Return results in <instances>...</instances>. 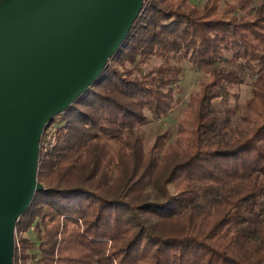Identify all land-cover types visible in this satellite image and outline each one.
<instances>
[{
  "label": "trees",
  "instance_id": "16d2710c",
  "mask_svg": "<svg viewBox=\"0 0 264 264\" xmlns=\"http://www.w3.org/2000/svg\"><path fill=\"white\" fill-rule=\"evenodd\" d=\"M184 63L206 79L175 138L146 149L142 128L177 105ZM250 78L232 127L234 112L219 119L213 103ZM50 126L43 190L15 228L34 224L38 244L14 239L13 264H264V0H144L100 77Z\"/></svg>",
  "mask_w": 264,
  "mask_h": 264
},
{
  "label": "water",
  "instance_id": "95a60500",
  "mask_svg": "<svg viewBox=\"0 0 264 264\" xmlns=\"http://www.w3.org/2000/svg\"><path fill=\"white\" fill-rule=\"evenodd\" d=\"M144 0H0V264L35 194L52 120L100 77Z\"/></svg>",
  "mask_w": 264,
  "mask_h": 264
},
{
  "label": "rangeland",
  "instance_id": "374dc122",
  "mask_svg": "<svg viewBox=\"0 0 264 264\" xmlns=\"http://www.w3.org/2000/svg\"><path fill=\"white\" fill-rule=\"evenodd\" d=\"M206 0H189V3L196 6L202 7ZM259 0H252V5L255 6ZM160 62L152 59L146 66L142 67L144 72L150 70L153 66L158 65ZM206 79V76L202 73L192 69L189 63L182 64V72L176 77V81L173 85L175 97L178 99L177 105L166 117L152 121L150 124L142 128V134L144 136V146L149 148L155 137L159 134L168 132L171 134L169 142H171L176 136V126L180 121L183 115L184 108L190 97V95L197 91L200 83ZM252 79H248L245 83L236 86V87H227V93L214 101L213 107L215 113L219 119L224 117L226 110L233 111V116L231 118V126L239 125V110L243 107L245 100L250 95V86ZM59 121V118L56 120ZM53 123V120L52 122ZM205 208L208 207V204H205ZM36 231L34 230V224L22 235H19L18 238H25L30 240L37 246V238L35 235ZM31 253H36V251H31ZM27 264H34V262H27Z\"/></svg>",
  "mask_w": 264,
  "mask_h": 264
},
{
  "label": "built area",
  "instance_id": "2783aa9c",
  "mask_svg": "<svg viewBox=\"0 0 264 264\" xmlns=\"http://www.w3.org/2000/svg\"><path fill=\"white\" fill-rule=\"evenodd\" d=\"M55 132H56L55 128L51 127L50 125L43 132V135L41 137L40 144H39V150H42L43 153H45L47 150L51 149L55 145L56 143ZM19 235H22V234L20 233ZM14 239L18 247L20 238H18V233H16V229L14 232Z\"/></svg>",
  "mask_w": 264,
  "mask_h": 264
}]
</instances>
